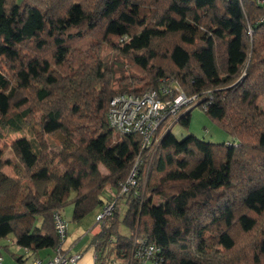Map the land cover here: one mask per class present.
I'll list each match as a JSON object with an SVG mask.
<instances>
[{
    "label": "trees",
    "instance_id": "16d2710c",
    "mask_svg": "<svg viewBox=\"0 0 264 264\" xmlns=\"http://www.w3.org/2000/svg\"><path fill=\"white\" fill-rule=\"evenodd\" d=\"M96 35L132 64L121 90L95 57ZM146 92L197 98L148 145L109 125L111 99ZM261 100L258 0H0V140L33 130L31 103L42 111V136L12 143L16 162L0 149V242L14 234L27 259L52 257L56 212L72 205L77 222L112 205L91 236L96 264H140L141 244L157 246L161 264H264ZM196 107L232 141L172 134Z\"/></svg>",
    "mask_w": 264,
    "mask_h": 264
},
{
    "label": "rangeland",
    "instance_id": "374dc122",
    "mask_svg": "<svg viewBox=\"0 0 264 264\" xmlns=\"http://www.w3.org/2000/svg\"><path fill=\"white\" fill-rule=\"evenodd\" d=\"M19 4H22L24 0H18ZM97 35L93 38L97 40L96 44V51L95 57H99L102 59L103 63L110 69L108 72V81L112 85V88H115L116 90H121V86L124 84H127L128 81L124 79L129 76H133V68L131 62H129L126 57H124L120 50H117L116 46L112 44L111 41H109L107 44L102 41H98ZM123 46V45H122ZM94 57V58H95ZM70 69V67L67 65L64 67V71L67 72ZM107 73V71H106ZM124 81V82H123ZM31 108H33V113L30 115V128H33L32 131H26L23 133H11L6 134L5 138L0 140V149L3 151L2 154H4L5 160H11L12 163L16 162V158L14 153H12L11 145L12 143L22 137H27L29 139L33 138H39L42 136V132L40 129V117L42 114L41 108L36 106L34 107L33 103H31ZM260 106L264 109V100H261ZM189 128H185L179 123L176 124L172 128V134H174L179 140L186 137L188 134H194L198 136L201 139H205L207 141H211L214 143H225V142H231L232 139L230 138L229 134L225 132V129L215 122L214 120H211V118L207 115L206 111L202 109L201 107L193 108L192 110V120ZM173 124V123H172ZM112 141H118L120 139L119 135L117 133H114L112 136ZM48 143L47 152H50V150H56L58 148V143L55 139L52 137H45ZM103 174L106 173V170L101 167L100 168ZM161 199L158 197H155V202L158 203ZM100 209H97L93 211L92 214L86 216L84 219L78 220L77 222L73 220V215L71 212H73V206L68 205L63 210V217L68 222V232L69 236L68 238V244L71 242V238H75L78 234V237L81 238L78 245L75 246V250L79 254V251L83 248H85L87 245H89L90 242V235H91V229L96 223V216L99 213ZM125 212V208L122 210ZM122 234L128 233V230L125 227H122L121 229ZM14 234L9 235L7 238L1 240V246H9L12 241H15ZM73 241V240H72ZM21 251V252H20ZM24 250L18 249L17 245H14L13 247L9 248V251L3 250L2 253H4V262L3 264H32L33 258L27 259V257H23V263L19 261V258L23 256ZM42 252V251H41ZM83 257V256H82ZM82 259V258H81Z\"/></svg>",
    "mask_w": 264,
    "mask_h": 264
},
{
    "label": "built area",
    "instance_id": "2783aa9c",
    "mask_svg": "<svg viewBox=\"0 0 264 264\" xmlns=\"http://www.w3.org/2000/svg\"><path fill=\"white\" fill-rule=\"evenodd\" d=\"M260 5H264V0H258ZM156 92H146L140 95L121 94L110 102L109 125L117 132L123 134L139 133L144 137L148 145L153 132L160 127L161 122L169 116H175L182 108H188L196 101V97L187 98L180 95L174 101H167L158 98ZM195 106V105H194ZM113 206L109 205L96 217V223L103 221L106 216L112 213ZM63 211L56 212L54 216L55 226L59 238V247L56 253L49 259H34L32 264H78L83 254H72L71 248L67 247L68 222L63 217ZM100 226V225H98ZM15 245L12 241L8 248ZM136 259L140 264H150L154 261L161 264L162 259L158 253L160 249L154 245H139ZM19 249V248H18ZM4 247L0 243V264L4 262Z\"/></svg>",
    "mask_w": 264,
    "mask_h": 264
},
{
    "label": "crops",
    "instance_id": "0c3cea01",
    "mask_svg": "<svg viewBox=\"0 0 264 264\" xmlns=\"http://www.w3.org/2000/svg\"><path fill=\"white\" fill-rule=\"evenodd\" d=\"M72 213V212H71ZM73 215V213H72ZM98 215V214H97ZM97 217V216H96ZM96 219V218H95ZM95 224V223H94ZM101 231L100 226H96V224L92 227L91 229V236H94L96 234H99V232ZM69 234V233H68ZM69 236V235H68ZM75 238H71V242L67 241V247H70L71 249V253L75 254L77 253V251L75 250V246L78 245L79 241L81 240L80 237H78V234L76 236H74ZM92 238V237H91ZM73 240V241H72ZM91 243V239L89 242V245H87L85 248H83V250L81 249V251H79V253L83 254V257L81 260L78 261V264H96V254H95V250L91 247L90 245ZM21 252V251H20ZM23 252V251H22ZM53 254V252L47 251V250H42V252H39L40 257L47 259L48 257H50ZM24 257V254L23 256ZM20 257V258H21ZM21 263H23L24 261L19 260Z\"/></svg>",
    "mask_w": 264,
    "mask_h": 264
}]
</instances>
